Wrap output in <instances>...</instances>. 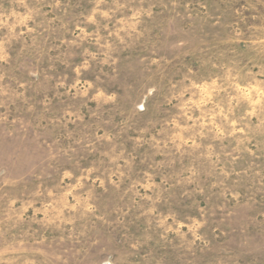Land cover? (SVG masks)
Wrapping results in <instances>:
<instances>
[{
  "label": "rangeland",
  "instance_id": "rangeland-1",
  "mask_svg": "<svg viewBox=\"0 0 264 264\" xmlns=\"http://www.w3.org/2000/svg\"><path fill=\"white\" fill-rule=\"evenodd\" d=\"M0 264H264V0H0Z\"/></svg>",
  "mask_w": 264,
  "mask_h": 264
}]
</instances>
